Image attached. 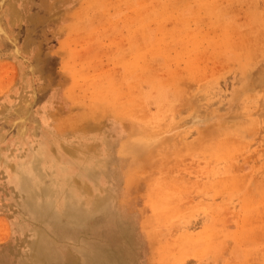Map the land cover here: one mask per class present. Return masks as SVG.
<instances>
[{
  "label": "rangeland",
  "instance_id": "obj_1",
  "mask_svg": "<svg viewBox=\"0 0 264 264\" xmlns=\"http://www.w3.org/2000/svg\"><path fill=\"white\" fill-rule=\"evenodd\" d=\"M0 264H264V0H0Z\"/></svg>",
  "mask_w": 264,
  "mask_h": 264
},
{
  "label": "bare ground",
  "instance_id": "obj_2",
  "mask_svg": "<svg viewBox=\"0 0 264 264\" xmlns=\"http://www.w3.org/2000/svg\"><path fill=\"white\" fill-rule=\"evenodd\" d=\"M49 153H50V151H49ZM87 166H89V164H87ZM68 168H69L68 166H61V167H59V171H58L59 172V180L60 181L65 182V183H68V182L71 183V185L69 187L70 193L66 197L68 199V200H66V201H68L67 204L76 205V203H79V201L83 200L85 197H86V199L88 197L87 200H89V198H91L93 196L94 189H92L91 187H88V186L85 185L87 183V180H85L86 178H85L84 175L79 174L77 172L74 173L73 169L71 170L70 168L69 169ZM73 182L75 183V185L72 184ZM22 186L24 187V189L29 191V190H31L33 188L34 185H33L32 181L28 180V181H25V182L23 181L22 182ZM66 194H68V193H66ZM53 196L51 197L50 191H48V193H45V197L46 198H51V199L55 198ZM49 203H50V201L46 202L44 207L46 208V206ZM64 207H66V206H64Z\"/></svg>",
  "mask_w": 264,
  "mask_h": 264
}]
</instances>
